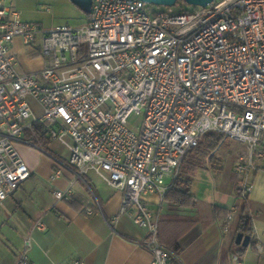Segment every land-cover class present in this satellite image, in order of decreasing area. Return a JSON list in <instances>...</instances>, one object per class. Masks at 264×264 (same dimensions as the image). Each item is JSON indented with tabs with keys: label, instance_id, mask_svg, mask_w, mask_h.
Segmentation results:
<instances>
[{
	"label": "built area",
	"instance_id": "obj_1",
	"mask_svg": "<svg viewBox=\"0 0 264 264\" xmlns=\"http://www.w3.org/2000/svg\"><path fill=\"white\" fill-rule=\"evenodd\" d=\"M7 1L0 0V203L31 177L17 146L46 153L37 125L69 154L74 181L53 193L57 201H71L74 182L95 173L122 194L120 213L147 231L141 247L150 264H178L159 241L160 219L203 135L247 147L234 170L243 200L254 189L256 159L264 157V0H182L154 10L138 0H93L81 26L51 28L24 21ZM16 39L29 58L43 59L41 70L20 71ZM133 115L143 116L138 131L129 127ZM35 229L46 226L39 220ZM32 245L29 234L15 264H35Z\"/></svg>",
	"mask_w": 264,
	"mask_h": 264
},
{
	"label": "crops",
	"instance_id": "obj_2",
	"mask_svg": "<svg viewBox=\"0 0 264 264\" xmlns=\"http://www.w3.org/2000/svg\"><path fill=\"white\" fill-rule=\"evenodd\" d=\"M19 3L24 4V1H15L13 5L17 8ZM49 10L48 7V13ZM87 18L86 14L84 22ZM22 19L31 22L23 15ZM12 54L17 57L23 73L36 72L44 66L41 57L27 56L20 39L15 40ZM52 145L50 142L46 147L42 146L48 153L24 145L17 146L31 177L13 196L0 203V213L4 212L7 217L2 226L12 228L19 238L18 241L14 237L8 240L10 248L0 264L16 263L23 241L29 234L33 239L29 258L35 264H150L151 253L141 247L148 238L147 231L138 227L129 215L120 213L122 194L95 173L84 176V181L74 182L71 201H57L53 193L66 190L74 181V174L69 168L68 156L49 154L52 153ZM240 155L238 152L234 159L232 183L227 191L214 193L209 199L191 191L206 204L199 211L173 212L166 203L161 236L165 237L173 228L168 222H176L179 218L197 222L179 242L178 264H236L239 256L232 251L236 247L245 204L236 194L239 177L234 166ZM256 164L258 171L252 177L254 189L248 202L257 245L245 248L244 256L239 257L244 264H264V157L256 159ZM57 171L61 172L60 177L51 180V175ZM198 171L192 175V183ZM212 206L230 211L231 220L227 222L226 229V218L216 219ZM39 220L46 226L45 231L35 229ZM174 226L178 227L177 224Z\"/></svg>",
	"mask_w": 264,
	"mask_h": 264
},
{
	"label": "rangeland",
	"instance_id": "obj_3",
	"mask_svg": "<svg viewBox=\"0 0 264 264\" xmlns=\"http://www.w3.org/2000/svg\"><path fill=\"white\" fill-rule=\"evenodd\" d=\"M24 1V4H20L17 8L13 5L14 2ZM42 1V3H41ZM8 0L6 6L15 7L18 11H22L23 18L31 22H40L45 28H51L56 26L70 25L81 26L84 23L87 13H90L93 8V0ZM182 3V0L174 5L175 8ZM189 6V5H188ZM49 7V13L47 8ZM156 9V6H151V10ZM35 114L40 115L39 109L31 103ZM143 116L133 115L129 120V127L132 130L138 131ZM52 155L56 153L59 156H69L68 151L58 142H53L51 146ZM51 150V149H50ZM45 152H49L44 149ZM238 152L247 156V147L239 142L233 140H226L222 147L216 153L215 163L220 164L221 171L216 170L214 162L208 164L207 169H200L193 183L190 185V190L199 196L209 199L212 194L217 192L227 191L228 187L232 183V170L234 159ZM218 167V166H217ZM6 214L0 213V262L4 258L5 254L10 248L9 241L11 237H14L15 241H18L17 233L12 228L2 226L6 221Z\"/></svg>",
	"mask_w": 264,
	"mask_h": 264
},
{
	"label": "trees",
	"instance_id": "obj_4",
	"mask_svg": "<svg viewBox=\"0 0 264 264\" xmlns=\"http://www.w3.org/2000/svg\"><path fill=\"white\" fill-rule=\"evenodd\" d=\"M87 15L88 17L90 16V14ZM36 131L39 142L42 144V146L46 147L51 141L45 137V132L41 127L36 125ZM226 140L228 139L220 134H205L200 138L198 146L188 153V155L183 161L179 179L177 180L173 188L165 196V205L166 203H168L170 211L172 210L173 212H185L194 209L199 211L203 206H206L204 202L200 201L196 196L191 194V177L195 171L200 169H207L208 164H212L213 162L216 170L221 171L220 164L217 162L215 163L216 153L222 147ZM236 194L239 198L242 197V192L239 188V183L238 188L236 190ZM248 200L249 196H246L244 198L245 204L238 226V234L250 236V247L255 248L257 242L253 237V217L250 211ZM212 211L216 219L226 218V223L223 221L225 228L227 226L230 211L218 206H212ZM163 223H165V221L163 220V216H161L159 227V241L164 247L172 251L175 255L179 256L181 252V247L179 244L180 240L195 226L197 222L192 219L184 218H179L176 222H168L167 224L172 225L173 228H170L171 230H168V234H166L165 237L161 236L160 232L161 225ZM175 224H177L178 227L174 226ZM245 250V248L236 245L232 253L235 256L243 257Z\"/></svg>",
	"mask_w": 264,
	"mask_h": 264
},
{
	"label": "water",
	"instance_id": "obj_5",
	"mask_svg": "<svg viewBox=\"0 0 264 264\" xmlns=\"http://www.w3.org/2000/svg\"><path fill=\"white\" fill-rule=\"evenodd\" d=\"M154 6L172 7L178 0H138ZM189 6L192 7H206L216 0H184ZM90 14V13H87ZM251 237L238 234L236 237V245L248 248L250 246Z\"/></svg>",
	"mask_w": 264,
	"mask_h": 264
}]
</instances>
